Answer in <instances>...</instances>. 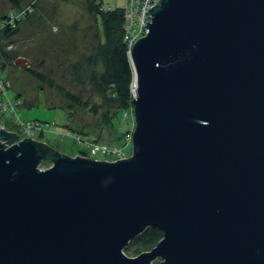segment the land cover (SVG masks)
<instances>
[{
  "label": "water",
  "instance_id": "obj_1",
  "mask_svg": "<svg viewBox=\"0 0 264 264\" xmlns=\"http://www.w3.org/2000/svg\"><path fill=\"white\" fill-rule=\"evenodd\" d=\"M151 11L131 48V155L0 127V264H264V0ZM151 226L163 237L128 255Z\"/></svg>",
  "mask_w": 264,
  "mask_h": 264
},
{
  "label": "rangeland",
  "instance_id": "obj_2",
  "mask_svg": "<svg viewBox=\"0 0 264 264\" xmlns=\"http://www.w3.org/2000/svg\"><path fill=\"white\" fill-rule=\"evenodd\" d=\"M103 1L111 7H124L127 2V0ZM15 2L17 3L12 0H0V23L4 20L3 16L5 18L8 15L12 16L13 22L15 18L21 19L24 11H28L29 15L21 19L19 32L14 35L15 37L5 42V46L11 50L12 54H20L15 62L18 67L7 66L0 72V78L10 79L12 83L6 89V97L12 101H15L17 96L19 98L17 101L21 104L15 105V117H20L25 120L24 122L44 123V135H42L43 128L39 127L37 137L43 138L60 152L71 156L76 155L82 146L76 142L73 134L64 135L71 129L68 126L72 122L68 119L65 108L58 105L51 106L49 101L50 99L54 104L62 103L64 102L62 95L47 84L43 85L44 88L41 87L35 78L23 70V67L32 63L46 77L63 83L67 88L77 90L79 86H76L74 81L75 69H81L80 71L85 73V69L91 68L87 57L94 50L95 28H98V25L88 10L82 7L84 0H18L19 6ZM34 2L35 5H33ZM40 64L41 66H38ZM79 92L87 95L90 93V87L86 86L85 90L83 88ZM129 112L127 119L124 118L125 110L120 111L114 118L117 130L115 129L112 134L114 140L108 142L110 146H124V133L135 121L133 110ZM5 114L6 116L0 115V123L4 129L19 135V127L10 118L11 109ZM78 116L85 120L90 117V114L82 112ZM71 131L73 133L72 129ZM119 134L123 136L118 137ZM19 137L22 136L19 135ZM124 149L128 156L131 155L133 141H130ZM108 160L115 161V159ZM50 165L42 163L41 167L46 168ZM127 254L136 255L131 252Z\"/></svg>",
  "mask_w": 264,
  "mask_h": 264
},
{
  "label": "trees",
  "instance_id": "obj_3",
  "mask_svg": "<svg viewBox=\"0 0 264 264\" xmlns=\"http://www.w3.org/2000/svg\"><path fill=\"white\" fill-rule=\"evenodd\" d=\"M12 1H17L15 4L19 6L18 0ZM82 7L86 8L95 19L98 28H95L96 43L94 50L87 57L91 68L85 69L86 74L80 71L81 69H75L74 81L79 88L77 90L67 88L63 83L46 77L32 63L24 66L23 70L35 78L41 87L47 84L62 95L64 99L62 103L56 102L54 104L48 99L51 106L58 105L65 108L68 119L72 122L69 124V128L78 134H86L85 136H91L95 140L99 139L108 143L114 140L112 134L115 129L117 130L114 118L120 111L133 110L134 107L135 72L131 61V47L126 39V17L123 6L111 7L105 4L103 0H84ZM22 15L24 16L21 19L28 16V11H24ZM11 17L8 15L5 18L3 16L4 20L0 23V72L7 66L18 67L15 62L20 54H12L11 50L5 46V42L7 43V40L14 38V35L19 32L20 17L15 18L13 22ZM0 79L4 82L10 81L7 78ZM72 80L73 75L71 82ZM11 85L10 81V85L6 87ZM86 86L90 87V93L83 95L79 91L83 88L85 90ZM18 99L17 96L16 100ZM19 104L21 103L18 102ZM82 112L90 114V117L85 118L83 116L85 120L81 119L78 115ZM130 128L125 131L124 137L131 132ZM122 136L119 134L118 137ZM42 163L50 165L52 161L46 159ZM162 237L163 230L159 227H148L128 243L125 252L137 255L144 250L151 249ZM153 264L163 263L161 259H157Z\"/></svg>",
  "mask_w": 264,
  "mask_h": 264
},
{
  "label": "built area",
  "instance_id": "obj_4",
  "mask_svg": "<svg viewBox=\"0 0 264 264\" xmlns=\"http://www.w3.org/2000/svg\"><path fill=\"white\" fill-rule=\"evenodd\" d=\"M161 0H127L126 5L124 6V12L126 17V39L128 41L129 46L132 48L135 41L144 36L149 31V26L145 25L147 21L152 20V11L151 7L154 4L159 3ZM10 85V81H5L0 79V115L6 116V112L11 109V120L15 122V125L19 127L20 138L32 137L34 139H38L44 141L43 138L36 136L39 127L43 128L44 135L45 125L44 123L34 124L30 122H24L20 117H15V105H18V101H12L9 97H6V89ZM132 110V109H131ZM130 110L125 111L124 118H129ZM135 121L132 123L131 132L125 136V144L123 147H112L108 143L103 140H95L94 137L91 136H83L78 134L77 132L72 133L71 129H69L64 135H71L75 137L76 142L81 145L85 150H87V155L89 157H93L96 159H120L128 156L124 147L132 141V130L134 129ZM0 127L4 128V126L0 123ZM94 139V140H93ZM46 142V141H45Z\"/></svg>",
  "mask_w": 264,
  "mask_h": 264
},
{
  "label": "bare ground",
  "instance_id": "obj_5",
  "mask_svg": "<svg viewBox=\"0 0 264 264\" xmlns=\"http://www.w3.org/2000/svg\"><path fill=\"white\" fill-rule=\"evenodd\" d=\"M135 91V90H134ZM135 93V92H134ZM83 136H85L86 134H81ZM38 140V139H37ZM87 153V150H85L83 147L78 151V154L76 155H85ZM75 156V155H73ZM86 156V155H85Z\"/></svg>",
  "mask_w": 264,
  "mask_h": 264
}]
</instances>
